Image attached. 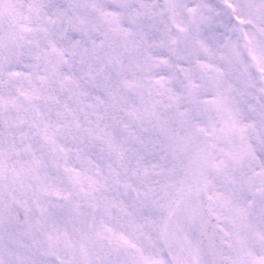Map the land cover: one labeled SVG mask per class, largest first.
<instances>
[{"label": "snow or ice", "instance_id": "1", "mask_svg": "<svg viewBox=\"0 0 264 264\" xmlns=\"http://www.w3.org/2000/svg\"><path fill=\"white\" fill-rule=\"evenodd\" d=\"M0 264H264V0H0Z\"/></svg>", "mask_w": 264, "mask_h": 264}]
</instances>
